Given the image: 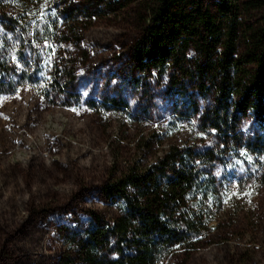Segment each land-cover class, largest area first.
Instances as JSON below:
<instances>
[{
	"label": "rangeland",
	"instance_id": "rangeland-1",
	"mask_svg": "<svg viewBox=\"0 0 264 264\" xmlns=\"http://www.w3.org/2000/svg\"><path fill=\"white\" fill-rule=\"evenodd\" d=\"M4 2L30 23L23 42L1 36L15 64L12 91L0 97V264H58L92 214L117 216L101 186L132 157L136 139L166 126L184 145L195 124L166 92L165 78L134 68L131 45L140 30L127 8L92 17L81 43L87 61L68 84L52 62L56 43L40 38L49 16L60 24L63 4L78 0H39L35 17L19 0ZM18 44L39 55L38 63L18 60ZM242 133L264 136V123L249 113ZM198 136L200 148L221 150L207 198L210 221L195 248L176 250L163 264H264V149L218 148L215 136Z\"/></svg>",
	"mask_w": 264,
	"mask_h": 264
},
{
	"label": "trees",
	"instance_id": "trees-1",
	"mask_svg": "<svg viewBox=\"0 0 264 264\" xmlns=\"http://www.w3.org/2000/svg\"><path fill=\"white\" fill-rule=\"evenodd\" d=\"M4 1L0 0V97L12 91L8 75L15 64L2 33L23 42L30 23L27 14L11 12ZM19 1L36 16L39 0ZM107 8H127L135 16L140 31L131 45L134 68L157 80L165 78L166 92L180 100L182 115L194 120L195 134L184 145L166 126L141 134L123 169L101 186L102 194L116 203L117 216L107 221L92 214L58 264H163L176 250L195 248L210 221L207 198L214 190L213 162L221 150L200 148L198 134L215 136L218 148L246 144L264 149V136L246 138L242 133L249 113L264 123V0L63 4L61 23L49 16L40 40L56 43L52 62L66 83L74 80L77 64L87 61L81 44L84 29ZM14 47L18 60L30 61L31 56L38 63L39 55L28 46Z\"/></svg>",
	"mask_w": 264,
	"mask_h": 264
}]
</instances>
